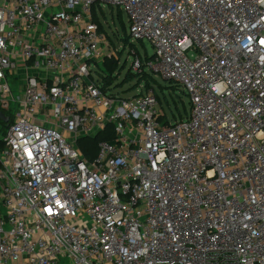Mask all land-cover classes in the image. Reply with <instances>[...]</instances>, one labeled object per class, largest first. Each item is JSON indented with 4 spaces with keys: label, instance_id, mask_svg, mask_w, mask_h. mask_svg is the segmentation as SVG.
Listing matches in <instances>:
<instances>
[{
    "label": "built area",
    "instance_id": "built-area-1",
    "mask_svg": "<svg viewBox=\"0 0 264 264\" xmlns=\"http://www.w3.org/2000/svg\"><path fill=\"white\" fill-rule=\"evenodd\" d=\"M96 2L185 118L103 89ZM0 113V264H264V0H0Z\"/></svg>",
    "mask_w": 264,
    "mask_h": 264
},
{
    "label": "rangeland",
    "instance_id": "rangeland-1",
    "mask_svg": "<svg viewBox=\"0 0 264 264\" xmlns=\"http://www.w3.org/2000/svg\"><path fill=\"white\" fill-rule=\"evenodd\" d=\"M93 17L102 25L108 41L110 49L117 60V70L113 73V79L109 83V92L117 95L119 98H130L137 94L140 85L143 82L136 84V74L140 73L138 68H135L134 61L137 56L141 60L145 56L153 54L152 46L146 41L132 40L129 37V23L124 11L118 7H111L106 3L96 2L92 5ZM135 55H133V52ZM137 53V55H136ZM115 58L114 56H112ZM104 67L103 63L91 66L93 72L99 71V68ZM146 73L151 75V86L155 90L159 106L162 109L163 116L160 117L161 122H173L178 119L185 118L190 109V99L186 91L178 84L171 83L163 79L159 75H155L148 70ZM125 77H130L126 80ZM100 81H102L100 79ZM12 83V80L9 79ZM14 87V86H12ZM14 94H20V91L14 87ZM9 113H5L9 116ZM6 125L0 120V141L4 136ZM88 139V138H82ZM81 140L79 143L83 145ZM4 146V142H0V148Z\"/></svg>",
    "mask_w": 264,
    "mask_h": 264
},
{
    "label": "trees",
    "instance_id": "trees-1",
    "mask_svg": "<svg viewBox=\"0 0 264 264\" xmlns=\"http://www.w3.org/2000/svg\"><path fill=\"white\" fill-rule=\"evenodd\" d=\"M94 20L97 22L99 29L101 31H104L102 25L95 18H94ZM149 58H150V56H145L144 57V59H149ZM117 60L118 59L116 57L113 58L111 56V57H105L103 59V61L101 62V63H103L104 67L99 68V71H97V75L99 76V78L104 83L103 89H105V86H108L109 83H110V81H111V79H113V73H114V71L117 70V65H118ZM135 76H136V84L137 85H139V83L143 82L144 88H152L151 83H150L151 82V79H152L151 78V75L148 74V73H146L143 68L140 71V73L136 74ZM125 79L128 81L131 78L130 77H125ZM169 82L174 83L173 81H169ZM156 97H157V95H156ZM157 100H158V98H157ZM3 123H5V122H3ZM5 125L7 127V123H5ZM104 138H111V135H106L103 138L100 136V138L97 137V138H94V139L88 138V139L81 140L82 138H80L79 141L81 140V142H82L83 145L81 146V144L79 143V141H78V145L81 148L84 156H86V157H93L96 154V149H97V146L96 145H97V142L100 139H104ZM1 141H2V139H1ZM3 147L4 146H2L0 148V150L3 149Z\"/></svg>",
    "mask_w": 264,
    "mask_h": 264
},
{
    "label": "water",
    "instance_id": "water-1",
    "mask_svg": "<svg viewBox=\"0 0 264 264\" xmlns=\"http://www.w3.org/2000/svg\"><path fill=\"white\" fill-rule=\"evenodd\" d=\"M0 120L4 122L7 121L6 117L2 113H0Z\"/></svg>",
    "mask_w": 264,
    "mask_h": 264
},
{
    "label": "crops",
    "instance_id": "crops-1",
    "mask_svg": "<svg viewBox=\"0 0 264 264\" xmlns=\"http://www.w3.org/2000/svg\"><path fill=\"white\" fill-rule=\"evenodd\" d=\"M4 122V121H3Z\"/></svg>",
    "mask_w": 264,
    "mask_h": 264
}]
</instances>
